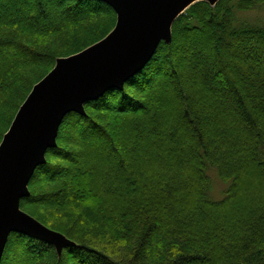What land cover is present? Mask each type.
Wrapping results in <instances>:
<instances>
[{
    "label": "trees",
    "instance_id": "obj_1",
    "mask_svg": "<svg viewBox=\"0 0 264 264\" xmlns=\"http://www.w3.org/2000/svg\"><path fill=\"white\" fill-rule=\"evenodd\" d=\"M115 22L98 0H0V142L56 59ZM84 112L64 117L20 201L74 245L58 255L12 233L0 264H264V0L193 3L146 67Z\"/></svg>",
    "mask_w": 264,
    "mask_h": 264
},
{
    "label": "water",
    "instance_id": "obj_2",
    "mask_svg": "<svg viewBox=\"0 0 264 264\" xmlns=\"http://www.w3.org/2000/svg\"><path fill=\"white\" fill-rule=\"evenodd\" d=\"M116 15L114 28L100 41L67 57L33 85L0 142V263L12 233L54 246L59 255L74 245L20 208L29 195L35 169L56 146L59 127L70 113L84 115V104L141 72L159 45L170 43L175 19L190 5L219 0H98Z\"/></svg>",
    "mask_w": 264,
    "mask_h": 264
},
{
    "label": "rangeland",
    "instance_id": "obj_3",
    "mask_svg": "<svg viewBox=\"0 0 264 264\" xmlns=\"http://www.w3.org/2000/svg\"><path fill=\"white\" fill-rule=\"evenodd\" d=\"M27 13V12H26ZM258 14L257 11H253L251 13L252 16ZM260 14V13H259ZM43 78V77H42ZM41 78V79H42ZM118 127H119V120L118 121H115L114 122V125H113V129H112V132L114 134V136L118 137ZM120 131V130H119ZM135 142V141H134ZM108 160V154H105L104 155V158L103 160ZM133 163L134 164H137L138 166H144L146 167V163L143 162V160L141 158H135L133 159ZM210 177L212 179V189H211V192H210V195L212 196V198L214 199H218L222 196V191L224 189V184L218 179V177L216 176V174L214 172H211L210 171ZM91 179H89L88 177L86 176H82L81 178L77 179L74 186L72 187L73 191L75 193H87V186L88 184L90 183ZM108 186V184H106ZM106 185H102L103 187V190H108V189H105V188H111V190L115 187L114 185L113 186H109V187H106ZM119 186V185H117ZM29 190V189H28ZM98 202H104V201H101V200H98ZM165 228V227H164ZM160 233V231H159ZM8 242V241H7ZM151 244H154L153 242ZM6 247V246H5ZM218 254V253H217ZM10 256H13V253L12 251L9 253Z\"/></svg>",
    "mask_w": 264,
    "mask_h": 264
}]
</instances>
